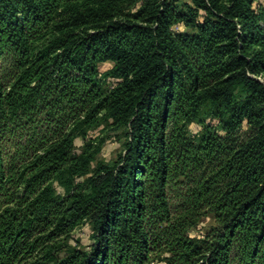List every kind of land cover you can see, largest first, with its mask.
I'll return each instance as SVG.
<instances>
[{
  "label": "trees",
  "instance_id": "trees-1",
  "mask_svg": "<svg viewBox=\"0 0 264 264\" xmlns=\"http://www.w3.org/2000/svg\"><path fill=\"white\" fill-rule=\"evenodd\" d=\"M255 2L0 0V264H264Z\"/></svg>",
  "mask_w": 264,
  "mask_h": 264
},
{
  "label": "rangeland",
  "instance_id": "rangeland-1",
  "mask_svg": "<svg viewBox=\"0 0 264 264\" xmlns=\"http://www.w3.org/2000/svg\"><path fill=\"white\" fill-rule=\"evenodd\" d=\"M256 8L262 7L264 9V0H256L255 5ZM111 63L105 62L100 64V71H105L108 68H110ZM260 79L264 81V75L260 76ZM199 127L196 124H192L189 130V135H193V133L196 132V130ZM98 133V131L96 132ZM93 133V134H96ZM108 134V137L101 149V152L98 155V160H103L107 163H112L116 160L119 152L122 151V137L117 136V132L110 131ZM79 144V143H78ZM214 224L213 220L211 218H206L202 221V223L199 225L196 230H192V234H200L202 231H208L210 230V227ZM88 234H89V227L87 225H84L81 229L76 230L74 235V240L79 239L81 242L86 243L88 240ZM157 264V263H156Z\"/></svg>",
  "mask_w": 264,
  "mask_h": 264
}]
</instances>
